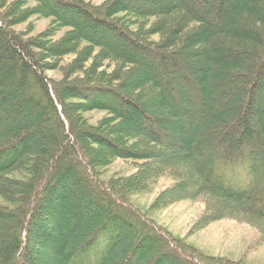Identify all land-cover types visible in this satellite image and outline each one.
<instances>
[{"label": "trees", "instance_id": "16d2710c", "mask_svg": "<svg viewBox=\"0 0 264 264\" xmlns=\"http://www.w3.org/2000/svg\"><path fill=\"white\" fill-rule=\"evenodd\" d=\"M32 16L48 28L15 30ZM180 87L205 111L196 132ZM117 160L136 175L100 180ZM161 176L264 234V0L1 3L0 264H229L127 200Z\"/></svg>", "mask_w": 264, "mask_h": 264}, {"label": "rangeland", "instance_id": "374dc122", "mask_svg": "<svg viewBox=\"0 0 264 264\" xmlns=\"http://www.w3.org/2000/svg\"><path fill=\"white\" fill-rule=\"evenodd\" d=\"M13 1L16 0H0V4H9ZM83 1L99 5L104 0ZM32 5V3H28L30 7ZM49 24V19L32 16L25 23L16 26L15 30L27 31L30 35H37L44 32ZM61 34L62 31L57 34V37ZM116 39L114 37L109 39L110 46L113 44L120 45ZM71 58L66 60L69 61ZM66 60L62 61L60 66ZM155 62L156 60L152 57L140 61L143 69L150 68V64ZM46 74L53 80L61 78L59 71H51ZM160 79L163 82L162 76ZM178 91L181 94L178 92V94L173 95V103L179 109L185 107L190 110L181 115L178 123L184 126L187 133L196 132L202 127L206 115L203 107L199 105L201 101H198V96L191 89L180 87ZM183 96L185 97L184 100L182 99ZM103 115L102 112L97 111L84 114L91 123H95ZM169 138H164L163 143H168L171 139ZM137 166L139 167L138 164H133L130 161L117 160L100 175V180L106 181L111 177L126 178L136 175ZM132 183L138 184V181L135 180ZM173 183L172 178L162 176L156 177L152 182L150 180L145 181L143 190L130 192L127 194V200L158 227H162L172 237L181 240L187 247L201 253L208 259L226 261L229 264H264L263 229L258 227L259 230L257 225L249 223L242 217H225L220 212L216 213L211 210V204H206L208 205L206 206L201 201L181 199L170 189ZM206 207H209L208 212Z\"/></svg>", "mask_w": 264, "mask_h": 264}]
</instances>
